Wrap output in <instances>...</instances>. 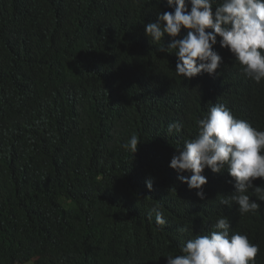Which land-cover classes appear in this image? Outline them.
Returning <instances> with one entry per match:
<instances>
[{
  "label": "trees",
  "instance_id": "16d2710c",
  "mask_svg": "<svg viewBox=\"0 0 264 264\" xmlns=\"http://www.w3.org/2000/svg\"><path fill=\"white\" fill-rule=\"evenodd\" d=\"M160 3L0 0V264L37 257L38 264H167L191 231L211 232L221 215L264 247V227L252 215L219 203L234 191L227 172L204 170L200 200L169 167L176 148L196 135V95L245 94L248 119L261 131L264 101L247 92L250 81L231 61L215 76L177 77V57L157 52L140 31ZM35 31L75 41L74 64H46L39 81H25L20 46ZM166 93L177 104L155 116L158 103L166 109L173 99ZM174 121L183 129L168 134ZM132 134L135 154L123 147ZM157 205L166 220L159 227L148 218Z\"/></svg>",
  "mask_w": 264,
  "mask_h": 264
},
{
  "label": "clouds",
  "instance_id": "9594fccd",
  "mask_svg": "<svg viewBox=\"0 0 264 264\" xmlns=\"http://www.w3.org/2000/svg\"><path fill=\"white\" fill-rule=\"evenodd\" d=\"M133 1L150 4L158 0ZM160 7V12L140 31L144 42L155 45L157 52L177 57V77L191 80L215 76L231 61L250 81L247 92L264 101V0H162ZM165 36L171 38L167 47L163 43ZM74 43L64 41L58 34L30 32L20 46L22 62L29 73L25 81H39L46 64H74L70 52ZM88 46L92 48L90 41ZM225 91L196 95L192 116L197 117L198 110L202 112L195 121L196 135L176 148L169 167L190 191L196 190L200 200L205 199L203 186L208 182L202 175L204 170L227 172L234 191L219 203L228 208L235 204L240 216L252 215L264 227V131L254 128L256 118H252L254 122L248 119L245 94ZM144 95L148 97L149 93L145 91ZM167 95L173 99L165 100L166 109L163 102L158 103L155 116H168L173 101L177 104L174 94ZM182 129L183 123L174 121L167 126V133H180ZM139 144L138 136L132 134L123 147L135 154ZM146 186L151 191L153 182L147 180ZM153 215L158 227L166 224L159 205L149 211V222ZM179 231L189 232L187 228ZM251 236L246 228L237 227L221 215L211 232L193 235L191 231L181 243L179 254L170 252L165 256L167 264H264V247L259 249ZM36 259L42 260L37 257L30 261L37 262Z\"/></svg>",
  "mask_w": 264,
  "mask_h": 264
},
{
  "label": "rangeland",
  "instance_id": "374dc122",
  "mask_svg": "<svg viewBox=\"0 0 264 264\" xmlns=\"http://www.w3.org/2000/svg\"><path fill=\"white\" fill-rule=\"evenodd\" d=\"M37 262H38V259H36ZM37 262L35 260L33 261H27L24 263V261H19L17 264H37Z\"/></svg>",
  "mask_w": 264,
  "mask_h": 264
}]
</instances>
